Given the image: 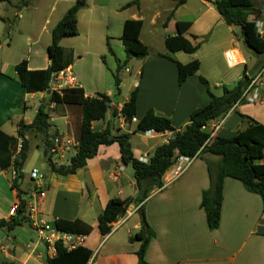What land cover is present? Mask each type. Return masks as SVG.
I'll return each instance as SVG.
<instances>
[{
  "label": "crops",
  "instance_id": "obj_1",
  "mask_svg": "<svg viewBox=\"0 0 264 264\" xmlns=\"http://www.w3.org/2000/svg\"><path fill=\"white\" fill-rule=\"evenodd\" d=\"M38 1L31 0L27 7H23L21 0L14 4L8 0L6 3L16 11L12 18L0 14V46L1 40L8 37L11 38L8 48L16 51L25 45L24 50L19 49L12 59L4 57L0 64V131L17 139L11 149L12 159L18 155V142L23 141L19 137L20 124H31L41 103L52 95L49 90L27 93L15 72L16 65L26 60L31 71H45L51 66L47 50L52 44V31L78 0H52L46 13L41 6L45 4L46 7L47 2ZM131 1L86 0L85 7L78 14V35L64 38L61 46L73 55L69 69L80 83L85 97L110 96L111 108L106 119L95 122L93 129L103 131L109 127L113 135L130 134L134 156L140 160L144 155L150 157L157 146L166 144L176 133L184 130L190 115L209 103L210 97L199 77L205 78L212 92L221 96L224 87L233 89L246 77L257 74L264 65V53H257L243 43L240 29L227 24L218 13L216 0H186L182 5H177L175 0H142L138 6L125 8ZM166 1L170 2L168 6ZM259 5L261 17L257 20L264 24V2L260 1ZM145 8L147 11L153 9L150 26L156 27L161 23L165 32L173 30L165 39L178 34V22L190 23V28L183 35L194 45H199L197 52H178L171 55L173 60H168L163 57L168 50L152 51L143 41ZM128 20L144 23L140 39L149 51L143 59L132 57L122 70L129 75V89L124 92L126 79L122 80L118 75L121 80L118 91L112 77L117 73L118 62L123 64L127 60L121 37ZM114 41L125 54L123 61L116 56ZM110 48L113 54L109 52ZM228 53H233L234 63L227 61ZM107 54L115 60L116 73L108 62ZM194 60L200 63L199 72L179 84L177 63L187 65ZM136 88L137 121L127 122L118 112ZM48 108L51 135H69L78 141L80 110L55 103ZM149 110L171 119L174 130L136 133L137 123ZM217 122L222 124L215 138H233L254 122L264 126V98L263 102L256 104L241 103L235 110L230 109L225 118L206 124L205 130L209 133ZM25 138L29 151L20 189L13 186V164L2 168L0 163V220L12 218L13 210L20 205L21 191L22 198L30 200L31 190L25 192L26 188L33 186L29 172L40 169L35 165L29 167V160L38 152L46 161L48 158L41 133L30 129ZM4 142L5 139L1 138L0 149ZM73 155L74 151L64 157L54 155L53 161L67 165L70 161L65 163L64 160L71 159ZM8 156V152L1 153L2 165L11 160ZM218 162L219 158L203 153L174 183L160 191L154 190L142 204L132 203L122 225L104 236L98 228V217L108 201L115 198L136 200L139 191L133 170H129L130 166L121 160L118 143L100 145L97 155L73 175L51 172V163L48 162L47 171L40 172L44 180L43 195L37 200L39 214L52 223L60 218L69 221L80 219L92 227V233L84 238L81 245L92 253L87 264H138L140 243H132L129 239L142 228L143 213L155 232L147 248V264H264V203L259 195L248 191L240 181L226 178L220 226L214 231L207 226L201 196L210 187L208 166H217ZM256 164L264 166V153ZM118 168L122 171L118 172ZM138 207L140 209L135 212ZM48 258H52L51 252L38 242L36 231L29 223L12 231L0 227V264H46Z\"/></svg>",
  "mask_w": 264,
  "mask_h": 264
},
{
  "label": "trees",
  "instance_id": "obj_2",
  "mask_svg": "<svg viewBox=\"0 0 264 264\" xmlns=\"http://www.w3.org/2000/svg\"><path fill=\"white\" fill-rule=\"evenodd\" d=\"M31 0H21L22 6L27 7ZM142 0H132L125 5L138 6ZM177 5H182L186 0H175ZM257 1L264 0H216L215 7L218 13L225 19L226 23L239 28L240 38L243 43L255 50L257 53H264V39L258 34V20L261 17V11L258 9ZM8 0H0V3ZM86 5V0H78L75 5L66 12L64 17L54 27L52 31V44L48 47V56L51 66L43 71L29 70L26 60L16 65L17 73L21 86L27 93L45 92L50 87V81L53 73H57L65 68H69L73 63V55L70 51L63 49L61 41L64 38H72L78 35V14ZM174 13L171 14V17ZM191 24L187 22H178L176 36H168L165 39L167 55L163 56L168 60H173L172 56L178 52L193 54L199 49V45H194L186 39L183 32L190 28ZM144 23L140 20H128L123 27L121 40L123 42L127 60L121 64L118 62V69L114 75L115 85L120 91L121 80L119 73L122 72L128 61L132 57L139 60L148 56V47L140 39ZM195 39V38H194ZM109 52L113 54L111 48ZM178 64L179 75L178 82L182 84L188 77L196 75L200 69V63L197 60L189 64ZM239 82L235 88H223L221 96L215 95L209 87L207 80L199 77L200 82L206 87L210 97L209 103L195 110L189 117V123L181 132L176 133L169 141L162 146H157L150 154L149 161L143 163L136 159L131 147V135L121 133L113 135L107 127L103 131L93 129V124L105 120L111 108L110 96L101 94L95 98L85 97L83 89L65 90L63 93L54 92L49 98L39 106L36 118L29 125L21 123L19 137L23 139L22 150L12 159L11 149L17 143V139L5 135L0 131V139H5L3 147L0 149V155L3 152L10 153L7 168L13 164L15 178L13 186L20 189L21 182L24 179L23 166L28 159V140L25 138L28 130L33 129L44 137V149L48 154L47 161L50 163L51 172L57 175H73L87 166L89 160L97 155L100 145H110L118 143L121 153V160L125 165H131L134 172V179L138 188V198L109 200L103 213L98 217V228L102 235H108L112 232V225L120 218L127 215V211L132 203L142 204L149 195L156 189H162L163 177L167 170L171 168L176 157L197 158L203 153L219 158L217 166L209 165L210 187L204 191L201 196V207L206 213V223L211 231L220 226L221 207L224 195V182L226 178L240 181L244 187L253 194L259 195L264 203V166H258L256 161L263 157L264 153V126L258 123L250 125L243 132L233 138L216 137L207 144L210 134L202 129L203 126L211 121L223 119L230 109L241 99L247 79ZM137 88L131 93L129 100L124 103L120 110V115L127 122L133 121L137 115ZM55 103L57 106H66L67 108H76L80 110V131L78 135V148L76 154L70 159L69 164L64 165L54 162L53 140L55 137L50 133V115L49 106ZM116 116V113H115ZM171 119L162 117L154 110H149L145 116L137 123L136 133H145L155 131L159 133L172 132L174 128ZM33 187V186H32ZM31 188H26L29 192ZM23 191L20 192V208L16 216H12L9 221L0 220V227L12 231L22 224L27 223L23 213L28 201L22 198ZM142 228L129 239L130 242L140 243L137 256L138 264H147L146 252L149 243L155 237L154 230L149 226L145 219V214L141 216ZM54 225L62 232L89 236L92 233V227L80 219L75 221L57 219ZM58 253L54 258H48L46 264H87L92 256L91 251L85 247H78L72 251H67L60 244L57 247Z\"/></svg>",
  "mask_w": 264,
  "mask_h": 264
},
{
  "label": "built area",
  "instance_id": "obj_3",
  "mask_svg": "<svg viewBox=\"0 0 264 264\" xmlns=\"http://www.w3.org/2000/svg\"><path fill=\"white\" fill-rule=\"evenodd\" d=\"M258 26V34L261 39H264V24L257 23ZM227 61L229 63L235 62V57L233 53H228ZM80 83L78 82L77 78L74 76L72 71L69 68H65L57 73L52 74V78L50 81L49 92L54 93H63L65 90H72V89H79ZM264 98V65L258 71L257 74L250 76L247 79L246 87L243 90L241 99L237 101L231 111L235 110L241 103L249 102V103H260L263 102ZM120 113V112H118ZM125 119V118H124ZM136 118H133L132 122H136ZM222 122H217L213 124L209 134L210 139L208 140L207 144L211 142L212 139L215 138L217 131L220 129ZM206 125L202 127L205 129ZM147 134L155 133V131H147ZM54 145V155H61L64 157L69 152L74 151V155L76 154L78 148V141L72 138L69 135L63 136H56L53 140ZM170 139L167 143H169ZM22 150V142H18L17 144V152L18 154ZM73 155V156H74ZM198 155V154H197ZM197 155L194 157H183L182 155L175 158L173 165L169 170L166 171L163 177V187L164 189L166 186L172 184L177 180L180 176H183L187 170L191 168L194 161L197 159ZM18 156L17 154L14 155V158ZM72 156V157H73ZM71 157V158H72ZM70 161V160H69ZM68 161V162H69ZM141 162L147 163L149 161V156L144 155L140 159ZM122 168H118V172H121ZM30 179L36 181V188L31 189L30 200L27 203L25 208V212L23 213L24 217L26 218V222L29 223L33 229L37 233V240L39 243L46 245L51 252L52 258L57 256L58 250L57 247L60 244L63 248L67 251H72L82 245L84 242L85 235H77V234H70L62 232L58 229L55 225H52L45 218H43L39 213L38 207V199H41L43 193L41 192L42 189V182L44 180V176L40 173V170L33 169L29 172ZM162 189H157L158 191ZM40 195V197L38 196ZM19 207L13 210V216H16V212L19 210ZM140 209H136L137 212ZM125 218H120L116 223L112 225V231L118 229L122 223L124 222Z\"/></svg>",
  "mask_w": 264,
  "mask_h": 264
},
{
  "label": "rangeland",
  "instance_id": "obj_4",
  "mask_svg": "<svg viewBox=\"0 0 264 264\" xmlns=\"http://www.w3.org/2000/svg\"><path fill=\"white\" fill-rule=\"evenodd\" d=\"M10 1L14 4L15 2L17 3L19 0H10ZM36 1H38V0H36ZM45 1L47 2V6L45 7V4H43L41 6V8H43V11L46 13V11H48V9H49L48 5H50L52 3V0H45ZM165 4L168 6V4H170V2L166 1ZM259 4H260V1H257V6H258V9L260 10V5ZM23 10H24V8H21V11H23ZM15 11H16V9L11 7L10 4H8L6 2L0 3V14H2V15L4 14L3 16H5L6 18L9 17V16L10 17L13 16ZM152 11H153L152 8H149V11H147V8H145L146 21H145V27H144V32H143V41L150 46L152 51L162 50V51L166 52L167 49H166L164 40H165L166 35H168L173 30H171V31L168 30V31L165 32L164 29H163V25L161 23H159V25L156 26V27L150 26V20H151L150 18H151ZM166 15L167 14L164 15L165 18H166ZM179 16L180 15H178L177 17H179ZM0 27H1V24H0ZM10 42H11V38L10 37H8L7 39H2L1 40L0 64L3 61L4 57L5 58L7 57L8 59H12V57H14L16 55L15 52L19 51V49L20 50H24L25 49V45H23V47H21V48H18V50H16V51L14 50V48H8ZM117 44H118V42L114 41V47H113L114 51L116 53V56L121 61H123L125 59V54L122 51H120L121 49H118ZM107 57L109 59L108 62L110 63V65H112V68H114V73H116V67H115L116 64H115L114 58L110 54H107ZM89 60H91V58H89ZM114 75H116V74H114ZM114 75H113L112 79L114 78ZM119 75H120V78L122 80L126 79L124 92H127L128 89H129V75H127L125 73V70L122 71L121 73H119ZM113 82H114V80H113ZM75 110H77V109H75ZM61 123H62V120H61ZM63 127H64L63 124L60 125V129L61 130H62ZM71 153H73V152H70V154ZM31 154H33V151L31 152ZM68 157H69V155H68ZM66 158H67V156H66ZM69 160H70V158L64 160V162L67 163ZM34 165L39 167L41 173H44V172L47 171L46 168H47L48 162L44 158V155H42L39 152L37 153V155L33 159L31 158L29 160V165L28 166L32 167ZM129 166H130L129 170H133L132 169L133 167L131 165H129ZM32 185H33V188H36V181L35 180L32 181ZM46 221H48V220L46 219ZM48 222L51 223L52 225H54V223H52L50 221H48Z\"/></svg>",
  "mask_w": 264,
  "mask_h": 264
},
{
  "label": "water",
  "instance_id": "obj_5",
  "mask_svg": "<svg viewBox=\"0 0 264 264\" xmlns=\"http://www.w3.org/2000/svg\"><path fill=\"white\" fill-rule=\"evenodd\" d=\"M45 157H47V154H45ZM50 163H52V162H50Z\"/></svg>",
  "mask_w": 264,
  "mask_h": 264
}]
</instances>
